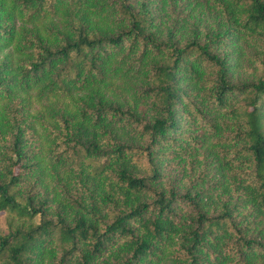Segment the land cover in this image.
I'll return each mask as SVG.
<instances>
[{
    "label": "trees",
    "instance_id": "trees-1",
    "mask_svg": "<svg viewBox=\"0 0 264 264\" xmlns=\"http://www.w3.org/2000/svg\"><path fill=\"white\" fill-rule=\"evenodd\" d=\"M0 264H264V0H0Z\"/></svg>",
    "mask_w": 264,
    "mask_h": 264
},
{
    "label": "rangeland",
    "instance_id": "rangeland-1",
    "mask_svg": "<svg viewBox=\"0 0 264 264\" xmlns=\"http://www.w3.org/2000/svg\"><path fill=\"white\" fill-rule=\"evenodd\" d=\"M32 98H34L32 106L35 109H40V110H43V111H48V109L50 108V106L52 107L51 100L36 101L35 100V97H32Z\"/></svg>",
    "mask_w": 264,
    "mask_h": 264
}]
</instances>
